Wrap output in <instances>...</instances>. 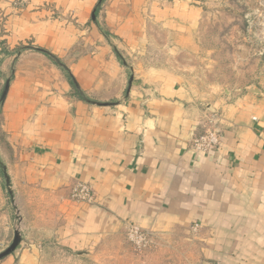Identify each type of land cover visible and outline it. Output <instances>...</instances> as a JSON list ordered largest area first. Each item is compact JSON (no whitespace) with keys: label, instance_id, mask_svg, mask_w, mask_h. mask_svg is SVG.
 <instances>
[{"label":"crops","instance_id":"1","mask_svg":"<svg viewBox=\"0 0 264 264\" xmlns=\"http://www.w3.org/2000/svg\"><path fill=\"white\" fill-rule=\"evenodd\" d=\"M202 17L190 0H0V163L38 217L0 264H62L130 224L193 233L200 264H264V94L222 105L220 147L198 152L220 113L138 58L188 51L159 38L187 41ZM77 183L93 205L71 199Z\"/></svg>","mask_w":264,"mask_h":264},{"label":"rangeland","instance_id":"2","mask_svg":"<svg viewBox=\"0 0 264 264\" xmlns=\"http://www.w3.org/2000/svg\"><path fill=\"white\" fill-rule=\"evenodd\" d=\"M190 2L203 12L196 33L187 41L159 38L160 45L170 42L188 51L179 54L150 51L149 47L138 58L152 60L168 74L183 77L205 114L216 109L221 116L222 105L234 103L249 89L264 94V0ZM205 120L204 131L209 126ZM2 168L0 163V253L12 245L16 233L27 236L26 220L38 218L22 214L27 210L20 201L22 208L13 206L14 197L8 193L12 185ZM127 227L120 235L97 237L79 250V256L63 259L62 264H200V248L193 233L176 237L152 234L144 244L130 241Z\"/></svg>","mask_w":264,"mask_h":264},{"label":"built area","instance_id":"3","mask_svg":"<svg viewBox=\"0 0 264 264\" xmlns=\"http://www.w3.org/2000/svg\"><path fill=\"white\" fill-rule=\"evenodd\" d=\"M23 3H17L16 6H22ZM208 128L196 136L192 140L193 149L198 152L211 153L216 151L221 144V130L218 127L220 123V116L218 114H211L207 119ZM71 199L78 203L93 205L96 201L95 193L91 185L86 183H77L71 189ZM128 238L130 241L137 243H146L152 235L141 227L130 224L127 227Z\"/></svg>","mask_w":264,"mask_h":264},{"label":"water","instance_id":"4","mask_svg":"<svg viewBox=\"0 0 264 264\" xmlns=\"http://www.w3.org/2000/svg\"><path fill=\"white\" fill-rule=\"evenodd\" d=\"M7 89H8V86H7L6 91L4 93V97L6 96ZM96 105H98L100 107H109L110 106V104H98V103H96ZM21 242H22V236L20 235V233H16L12 245L0 253V261H2L3 259H5L11 255H13L18 250V248L20 247Z\"/></svg>","mask_w":264,"mask_h":264},{"label":"trees","instance_id":"5","mask_svg":"<svg viewBox=\"0 0 264 264\" xmlns=\"http://www.w3.org/2000/svg\"><path fill=\"white\" fill-rule=\"evenodd\" d=\"M49 56H50V55H49ZM50 58L53 59L52 56H50ZM53 60H54L59 66H62L61 63H60L59 61H57V60H55V59H53ZM71 81H72V83L74 84V86H75L76 88H78L77 83H76V81L74 80L73 77H71Z\"/></svg>","mask_w":264,"mask_h":264}]
</instances>
